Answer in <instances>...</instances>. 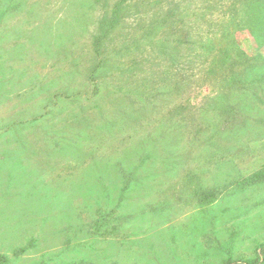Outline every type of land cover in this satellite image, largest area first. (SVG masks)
<instances>
[{"label": "rangeland", "instance_id": "rangeland-1", "mask_svg": "<svg viewBox=\"0 0 264 264\" xmlns=\"http://www.w3.org/2000/svg\"><path fill=\"white\" fill-rule=\"evenodd\" d=\"M263 169L264 0H0V264H264Z\"/></svg>", "mask_w": 264, "mask_h": 264}, {"label": "trees", "instance_id": "trees-1", "mask_svg": "<svg viewBox=\"0 0 264 264\" xmlns=\"http://www.w3.org/2000/svg\"><path fill=\"white\" fill-rule=\"evenodd\" d=\"M253 180L254 181H261L264 180V169L263 170H258L253 174ZM4 258V257H3Z\"/></svg>", "mask_w": 264, "mask_h": 264}]
</instances>
